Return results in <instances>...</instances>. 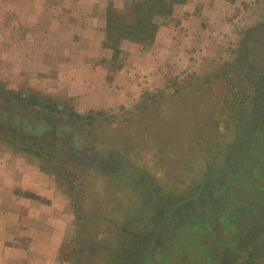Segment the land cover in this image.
Returning <instances> with one entry per match:
<instances>
[{"label":"rangeland","instance_id":"1","mask_svg":"<svg viewBox=\"0 0 264 264\" xmlns=\"http://www.w3.org/2000/svg\"><path fill=\"white\" fill-rule=\"evenodd\" d=\"M93 1L0 0L4 191L53 192L16 193L56 208L64 264H264V0H193L195 37L168 26L154 59L113 35L111 70L141 86L128 105L101 87Z\"/></svg>","mask_w":264,"mask_h":264},{"label":"crops","instance_id":"2","mask_svg":"<svg viewBox=\"0 0 264 264\" xmlns=\"http://www.w3.org/2000/svg\"><path fill=\"white\" fill-rule=\"evenodd\" d=\"M113 7L118 11L125 9L124 0H105V2H90L87 10L90 14H93L95 8L103 9V16L95 17L90 15L89 26L91 35L89 39L93 40L95 43L103 45L104 47L100 50V55L105 58V63L102 68L98 66L99 73H105L103 79L101 78V87L108 94L112 87H117L116 85L120 83V88H123L121 93V102L124 104H130L134 100L132 94L133 87L140 88L139 83L133 85L134 71L130 72L129 75L133 76V80L127 78L128 69L131 65H123L117 69L116 72L111 70V65L114 62L115 54L112 46L107 44L108 37L106 32L107 25V9ZM198 4L193 0H186L181 4L178 9H173L172 13L169 15V23L165 25H158L155 37L153 39V48L146 52V56L149 58H155V54L159 53L162 49V42L167 40L168 32L170 28L178 29L181 32L191 34L194 38L197 33L195 31L186 30V28H191V25L195 26L199 18L200 9ZM167 25V26H166ZM170 28H169V27ZM186 30V31H185ZM195 34H194V33ZM137 50L135 54L141 53V43L132 42ZM102 59V56H99ZM149 72H153L152 64H149ZM149 67L145 68L143 73ZM121 72L126 74L123 75ZM148 74V73H147ZM97 78V76H95ZM94 79L96 80V78ZM97 81V80H96ZM142 84V82H141ZM125 94V95H124ZM115 102L108 99L105 96V100L100 103V109H106L110 105H115ZM98 107V108H99ZM43 173L37 169L35 171V177H41ZM1 179V178H0ZM21 180V179H20ZM18 181V184H14L12 187V192L4 191L3 183L0 184V264H64L62 260L59 261L58 256L60 248L67 250L71 247V242L61 240L59 237L62 234L61 227L57 225V210L52 208L51 204L44 206L42 203V208L35 211V200L28 198L25 194H17V191H32V194H36L41 198L53 199L51 191H46L42 189L36 182H25ZM3 182V181H2ZM15 191V192H14ZM37 202V201H36ZM40 203V202H39ZM47 207H49L47 210ZM49 220L47 221V213ZM53 215V218L51 217ZM47 221V222H46ZM61 232V233H59ZM60 238V240H59ZM65 244H64V243ZM64 244V245H63Z\"/></svg>","mask_w":264,"mask_h":264},{"label":"trees","instance_id":"3","mask_svg":"<svg viewBox=\"0 0 264 264\" xmlns=\"http://www.w3.org/2000/svg\"><path fill=\"white\" fill-rule=\"evenodd\" d=\"M186 0H136L134 6V17L131 21L117 15L119 11L113 7L107 9V37L111 39L113 35L120 38L130 39L139 43L153 41L158 25L154 21L155 16L170 15L174 6L184 3ZM113 41V40H112ZM109 42V41H108ZM114 49L116 57L117 48ZM57 131H55V134Z\"/></svg>","mask_w":264,"mask_h":264}]
</instances>
